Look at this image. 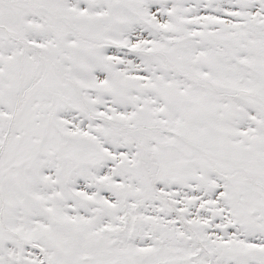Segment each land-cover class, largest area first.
Masks as SVG:
<instances>
[{"label":"snow or ice","instance_id":"6c2138e0","mask_svg":"<svg viewBox=\"0 0 264 264\" xmlns=\"http://www.w3.org/2000/svg\"><path fill=\"white\" fill-rule=\"evenodd\" d=\"M0 264H264V0H0Z\"/></svg>","mask_w":264,"mask_h":264}]
</instances>
